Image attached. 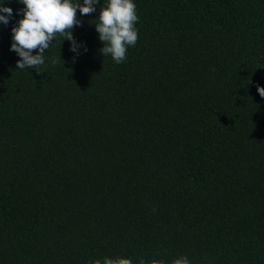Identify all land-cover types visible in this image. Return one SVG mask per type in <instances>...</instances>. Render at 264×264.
<instances>
[{
    "label": "trees",
    "instance_id": "trees-1",
    "mask_svg": "<svg viewBox=\"0 0 264 264\" xmlns=\"http://www.w3.org/2000/svg\"><path fill=\"white\" fill-rule=\"evenodd\" d=\"M106 2L37 72L3 0L0 264H264V0H134L120 64L99 51Z\"/></svg>",
    "mask_w": 264,
    "mask_h": 264
},
{
    "label": "clouds",
    "instance_id": "clouds-1",
    "mask_svg": "<svg viewBox=\"0 0 264 264\" xmlns=\"http://www.w3.org/2000/svg\"><path fill=\"white\" fill-rule=\"evenodd\" d=\"M24 5L19 11L23 13L17 25L13 26L11 50L15 51L20 59L17 68L25 70L34 68L41 72L45 64V52L51 43L59 36L72 42V51L77 50L73 28L80 24L77 10L81 15H90L96 11L95 5L99 0H19ZM13 9L4 6L0 0V22L7 25ZM6 14V15H5ZM94 23L103 47L99 49L103 56H111L117 63L127 59L129 47H134L138 41L139 20L134 0H107L102 4L99 17ZM62 39V40H63ZM36 54L33 55V51ZM59 61L52 57L51 63L55 66ZM257 91L264 97V87L257 85ZM92 264H133L132 259L123 255L116 257L105 256L103 261L97 259ZM136 264H166L163 259L139 258ZM171 264H190L187 256H178L171 260Z\"/></svg>",
    "mask_w": 264,
    "mask_h": 264
}]
</instances>
